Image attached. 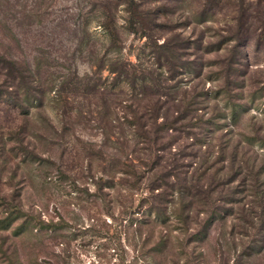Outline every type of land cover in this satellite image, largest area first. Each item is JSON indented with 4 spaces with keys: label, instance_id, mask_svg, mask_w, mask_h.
I'll use <instances>...</instances> for the list:
<instances>
[{
    "label": "rangeland",
    "instance_id": "1",
    "mask_svg": "<svg viewBox=\"0 0 264 264\" xmlns=\"http://www.w3.org/2000/svg\"><path fill=\"white\" fill-rule=\"evenodd\" d=\"M252 4L245 1L242 8H249L247 13L254 15ZM236 9V0H0V53L33 68L38 64L46 79L41 84L46 92L37 95L41 100L26 107L27 120L22 126L25 148L12 133L17 128L10 131L5 126V107L0 104V264H173L148 255L161 234L167 235L168 242L158 255L175 264H264V222L255 219L256 226H252L243 218L244 209L254 214L261 211L264 198H255L251 172H247L246 182L242 178L243 186L237 184L250 167L252 173L260 172L256 189L264 191V44L258 49L253 41H244V26L239 24ZM247 21V35L260 34L264 42V13L248 16ZM152 38L156 44L167 38L174 40L181 55L166 62V50L154 45ZM197 57L204 64L196 79L193 61ZM127 62L137 71L134 82L138 91L144 81L146 86L170 87L171 92H166L175 96L178 93L171 86L193 85L199 97L204 93L207 141L203 147H210L203 166L208 175L202 181L203 187L211 190L204 194L205 199L195 196L187 230L178 221H168L164 233L156 231L143 248L144 228L139 230L141 240L136 230L122 231L127 218L122 219L120 210L132 202L138 204L126 192L132 181L122 182L120 166L115 164V173V167L92 152L102 149L105 158L112 153L118 158L121 153H130V146L125 149L121 141L107 138L117 129L106 125L109 110L108 116L107 112L97 113L100 93L90 100L77 96L73 116L67 122L62 121L53 98L62 79H71L81 87L97 84L129 100L132 90L128 78L113 79L116 72H110L115 67L123 69L122 63ZM168 67L177 70L174 79L167 78ZM121 114L119 107L110 113L113 117ZM122 127L129 135L131 127L125 123ZM71 145L78 146V163L89 166L91 173L103 179L114 173L116 188L106 187L110 206L95 199L100 192L86 175L75 172L69 177L57 170L60 157L67 156ZM146 147L138 144L130 154L141 157V168L147 160L150 163L148 157L155 150ZM89 153L91 158H85ZM160 155L165 164L179 156L166 151ZM30 182L33 184L28 185ZM247 184V189L237 193ZM97 207L103 215L96 222L90 216ZM213 212L218 213L214 218ZM39 213L45 221L58 222L61 217L64 221L47 233L36 232L31 222L17 229L18 221ZM205 219L206 234L201 237ZM256 227L263 230L255 233ZM118 232L121 236L115 242Z\"/></svg>",
    "mask_w": 264,
    "mask_h": 264
},
{
    "label": "trees",
    "instance_id": "2",
    "mask_svg": "<svg viewBox=\"0 0 264 264\" xmlns=\"http://www.w3.org/2000/svg\"><path fill=\"white\" fill-rule=\"evenodd\" d=\"M245 1L248 5L253 3L250 9L255 13L254 15L252 13H247L249 8H246L247 10L242 8ZM263 4L264 0H255V2H250L249 0H236L239 24L244 26L242 30L245 34L241 33L245 39L244 41H253L255 47L258 49L264 44L261 35L256 34L253 37L247 35L248 27L246 26V23H248V16L259 17L264 13ZM152 40L154 45L166 50L164 54L166 62L168 60V62L171 63L173 62V59H176V57L181 55L179 50L176 51L179 47L176 45L177 43L173 42L174 40L171 41L167 38L162 44H156L154 38H152ZM200 56H202V54H200ZM190 63H192V61ZM203 64L201 57H197V59H194L193 61L194 76L196 79L201 75L200 71ZM122 66L123 69L121 67L116 69L115 67V69H110V72H116L113 79L122 75L125 78H128L132 90L129 100L118 98L115 93H112V91L110 92L105 88L100 89L101 87L97 84L86 83L81 87L71 79H62L57 86V90L54 91L53 98L55 103L59 106L58 109L62 114V121L67 122L73 116V102L77 96L83 97L84 100H90L91 97L96 96L97 92L100 93L99 97L101 103L96 104L97 113L105 115L103 113L107 112L108 116L109 110L110 117L106 119V125H109V128L113 127L117 129L116 131H111L109 136L107 135V138L112 136V138L117 141H121L125 145V149L130 146V153L125 152V155L121 153V157L119 158L116 157L117 153H112V157L105 158V153L102 149H93L92 152L97 155V158L99 156L103 157L107 160L108 165L111 164L110 166H113V168L115 167V173L118 172V167L117 165L115 166V164H118V166H120L119 175L121 176L120 179L122 182L132 181V183L128 184L126 192L133 201L137 200L138 204L135 206L133 204L135 202H132L126 209L120 210L122 219L125 217L127 218V225L123 226L122 231L124 230L123 232L125 233L127 231L129 232L131 229L136 230L137 238L141 240V231L139 230L140 228H144L145 236L144 238L142 237V240L140 241V246L142 247V245L146 244L148 241L153 240L156 231H159V233H162L163 231L164 233V225L168 221L180 222L182 228L186 231L188 224L190 223L189 207L196 205L195 196H198V200L202 199V197L205 199L206 197H204V194L211 190L208 188L205 189L202 181V178H205L207 174V170L206 168L204 169L203 166L205 161L208 160V158H206V153L210 148L208 146L203 147V145H205L204 142L207 141L205 136L206 129L203 124L204 113L202 110V102H204L205 97L204 93L199 97L198 92L194 90L195 87L193 85L185 88L171 86L176 88L174 93H178V96H175L166 92V90L171 92L170 87L155 84L146 86L143 81V83L140 84V91H138L136 90L137 85H135L134 82L137 78V71L135 68H132L135 66L130 62L122 63ZM166 72L168 73L167 78L170 80L174 79L173 76L177 70L173 67H168ZM45 81L46 79L44 75L39 73L38 64L33 68L30 64H26L25 61L19 62L13 56L0 53V104L5 107L3 111V119L8 130L11 131V128H17V130H13L12 133L16 136L15 140L21 145L24 144L25 139V133L22 126L24 121L27 120L25 118L26 113H28L26 112V107L33 101L35 102L40 99V97L37 98L39 93L46 92V90H41V84H45ZM78 88L80 89L79 91ZM115 107L121 108L122 114L117 116L114 115L115 117H113L110 113H114ZM16 119H18V125L15 124ZM100 119L102 120L101 116ZM123 123H125L126 126L131 127L129 133V135H131L130 138L126 129L122 127ZM138 144L146 145V148L151 151L155 149L153 150L154 154H152L151 157H148L150 163L147 160L142 164L144 168H141V163L139 164L138 162V160L141 159L140 156H130L131 153L135 152V147ZM174 145L176 148L172 151ZM23 147L25 148L26 146L23 145ZM163 151H166V153H169L170 155L175 154V156H179L177 159L173 156V161H167V164H165L162 163V155H160V152ZM221 151L222 149H219L217 154L218 158L221 157ZM80 155L78 146L71 145L67 156L63 157V155L60 157L59 164H57V170L62 174L67 173L69 177L70 173H73L74 175L75 172H78L81 176L86 175L91 182H93V185H95L96 191L100 192V196L96 194L95 199L104 200L109 204L111 202H109L110 191H108L106 187L109 188V185H111L110 189L114 190V188H116L114 187L113 180L114 173L109 175L107 179H103L101 175L91 173V168L89 166L83 165L82 162H79L80 164L78 163V158L76 157H80ZM91 156L92 153L84 155V157L88 159H90ZM157 159H160L161 162H158ZM234 159V156H232L230 163L231 167L233 166ZM50 163L56 165L55 161H51ZM189 167L192 168L189 169ZM246 168L247 171H244L243 173L241 172V168L239 169L238 175L241 176L242 173V176L240 183H237L238 187L244 185V182L242 183V178H244L246 182L247 172H251V175L254 177L251 187L254 191V196L255 198L262 200V198H264V191H258L255 183L256 179L260 176V172L255 171L252 173V168L251 170L250 167ZM87 172H89V174H87ZM213 174L214 171L212 175ZM226 183L229 184L230 181H226ZM32 184L33 183L31 182L28 183V185ZM247 188L248 184L247 187L240 188L237 193L241 194L244 189ZM222 202L226 203L225 200H222ZM262 203L263 201L261 204ZM197 204H200V201H198ZM108 206H110V204ZM261 207V211H255L257 215L254 214L251 209L249 211L244 209L246 212V215H243L244 220L252 226H256L255 219H257L259 223H263L264 206L262 205ZM198 210L201 213V210ZM210 214L213 215L214 218V214L218 213L213 212ZM102 215L103 213L97 207L94 209L93 214L90 217L97 222L101 219ZM251 215H255V217ZM219 216L221 217L220 213ZM18 218L19 215L16 216V220ZM112 218L114 221L115 218ZM59 219L60 221L58 222H53L52 219L45 221L40 218L39 213L37 216H31L30 218L25 219V221H18L17 229L20 230L25 223L31 222V228L33 227L36 232L47 233L48 230L54 228V230H57L58 226H61V223L64 220L62 217ZM206 221L207 220L205 219L202 225L203 232L201 233V237L206 234V225L204 224ZM53 223L56 224L53 225ZM255 229V233L261 232L263 227H256ZM200 232L201 231H199V233ZM199 233L197 235H199ZM120 236L121 233L118 232L115 236V242L118 239L117 237ZM157 238L158 242L154 243L151 250L149 249L148 255L156 260L158 258L161 263H165L166 259L175 264L174 260L158 255L160 250H165L167 246V235L161 234L160 236H157ZM252 243H256L254 239L252 240ZM183 244H186V242ZM160 246H162L163 249H161ZM252 246L253 245L250 247Z\"/></svg>",
    "mask_w": 264,
    "mask_h": 264
}]
</instances>
